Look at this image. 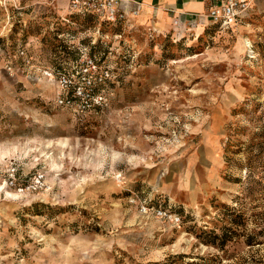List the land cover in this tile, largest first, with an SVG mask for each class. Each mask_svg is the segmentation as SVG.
I'll use <instances>...</instances> for the list:
<instances>
[{
	"label": "rangeland",
	"instance_id": "1",
	"mask_svg": "<svg viewBox=\"0 0 264 264\" xmlns=\"http://www.w3.org/2000/svg\"><path fill=\"white\" fill-rule=\"evenodd\" d=\"M71 15L0 0V264H264V233L244 241L264 231V0L233 29ZM18 39L47 62L88 49L108 70L102 105L57 107L53 81L5 72ZM134 189L179 224L140 212ZM223 226L239 236L210 244Z\"/></svg>",
	"mask_w": 264,
	"mask_h": 264
},
{
	"label": "built area",
	"instance_id": "2",
	"mask_svg": "<svg viewBox=\"0 0 264 264\" xmlns=\"http://www.w3.org/2000/svg\"><path fill=\"white\" fill-rule=\"evenodd\" d=\"M127 1L129 0H68V11L69 14L94 17L100 22L117 23L126 18L127 14L121 5ZM249 6L250 0H221L212 4L205 16L213 23L226 26L240 17ZM132 14H137V11H132ZM62 35L57 34L56 38L60 39ZM29 47V41L23 43L18 39L15 47L10 50L11 55L3 62V70L10 75H36L53 81L56 85L54 105L57 107H76L81 111H89L102 105L103 96L99 90L105 82L108 70L100 68L96 58L88 53V49L79 48L75 56L61 57L62 60L53 54L52 58L57 61L47 62L36 56L35 51ZM15 175L17 169L12 167L9 171V177L12 178L8 182L14 187L17 186ZM18 189L23 190L24 187L18 186ZM130 193L129 200L140 212L179 224L180 216L170 207L164 206L160 196L146 193L142 197L139 194L144 192L135 189L130 190Z\"/></svg>",
	"mask_w": 264,
	"mask_h": 264
},
{
	"label": "crops",
	"instance_id": "3",
	"mask_svg": "<svg viewBox=\"0 0 264 264\" xmlns=\"http://www.w3.org/2000/svg\"><path fill=\"white\" fill-rule=\"evenodd\" d=\"M221 0H129L121 5L122 10L128 16L137 11L131 21L136 24H144L157 32L169 30L173 27V21L178 20L179 27H183L188 21L200 19V24L206 18L210 6ZM241 18L232 20L224 26L233 29Z\"/></svg>",
	"mask_w": 264,
	"mask_h": 264
},
{
	"label": "trees",
	"instance_id": "4",
	"mask_svg": "<svg viewBox=\"0 0 264 264\" xmlns=\"http://www.w3.org/2000/svg\"><path fill=\"white\" fill-rule=\"evenodd\" d=\"M71 16L72 17L73 16L82 17V16L75 15V14H73ZM83 17H90V16H83ZM59 30H61V29H59ZM42 39L45 40L44 37ZM42 43H44V42L42 41ZM30 44H31V42H30ZM30 47L32 48V45H30ZM225 212H226L225 216H229V215L231 216L228 219L229 223L235 224L236 226H238V228H241V224L243 223V220H244L242 217L243 215H241L240 213H235L236 209L233 207L232 208H226ZM261 233H264V231H257V232H253L252 234L245 235V239H244L245 243L248 245H253V244L259 243L257 235L261 234ZM211 234H212L211 238L208 241L210 242V244L218 245L219 247H222L227 240L232 239L233 234L236 236L237 235L239 236V233L236 230H231L230 226L229 227L223 226L221 233L212 232Z\"/></svg>",
	"mask_w": 264,
	"mask_h": 264
},
{
	"label": "bare ground",
	"instance_id": "5",
	"mask_svg": "<svg viewBox=\"0 0 264 264\" xmlns=\"http://www.w3.org/2000/svg\"><path fill=\"white\" fill-rule=\"evenodd\" d=\"M245 42L248 44L249 42H248V40H245ZM12 149V148H11ZM15 149V148H14ZM14 149L12 150V151H14ZM10 150H9V148L8 149H5V150H3V151H1L0 152V157H4L5 155H8V154H10Z\"/></svg>",
	"mask_w": 264,
	"mask_h": 264
}]
</instances>
